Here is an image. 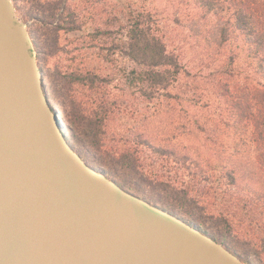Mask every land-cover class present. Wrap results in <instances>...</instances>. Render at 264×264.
<instances>
[{
	"label": "trees",
	"instance_id": "obj_1",
	"mask_svg": "<svg viewBox=\"0 0 264 264\" xmlns=\"http://www.w3.org/2000/svg\"><path fill=\"white\" fill-rule=\"evenodd\" d=\"M28 1L35 10L33 17L46 27L41 31L32 27L29 31L42 70L44 91L52 107L59 105L61 97L62 100L64 98L65 109L62 105L58 113L62 122L64 120L70 127L71 138L68 140L71 146L78 143L89 151H96L98 158L92 164L86 162L105 168L106 171L102 170L111 179L119 178L116 169H130L132 172L134 169V173L140 176V146L154 155L171 157L172 161L187 169L199 170L200 173L193 177L192 186L199 188L200 174L203 173L202 155L193 158L191 144L182 139L179 144H170V139L162 140L163 144L153 137L138 134L133 145L123 143L117 153L106 148L107 124L116 111H126L125 104L118 105L114 100L118 94L111 98L112 94L105 90L113 84V78L97 70H83L80 62L84 53L71 59L74 64L72 70L58 68L59 61L53 70L50 65L51 59L58 57L63 50L60 33L80 31L81 17L75 12L79 8L62 9L58 1ZM107 1L102 0L103 6ZM115 1L117 4L112 12L106 14L99 2L84 0L82 13L92 22L95 19L100 22L92 33L87 34L88 42L83 49L100 51L102 61L114 68L127 89L141 93L149 104L156 101L151 107H155L156 112L164 103L168 106L172 102L194 104V98L177 93L181 79L191 75L177 56L167 52L161 14L147 7L150 0H140V6L139 0ZM150 5L153 6L152 3ZM179 5L184 9L183 17L190 26L189 31L207 48L228 50L226 62L217 59L218 54H215L212 58L214 64L210 66L209 63L205 69L211 70L208 77L212 85L208 89L223 105L225 121L228 122L224 125L234 138L225 156L214 154V157H222L221 171L227 188L219 193V197L218 193L196 189L200 195L194 198L195 204L192 202L189 206L204 212L221 197L229 210L216 215L207 214V217L212 220L214 228H220L226 235L221 232L217 237L211 235L233 253L238 254L237 249L244 251L240 244L247 247L244 254H238L243 264H253L252 259L264 264V0H179ZM44 13H47L46 18ZM170 15L173 23L180 26V17ZM241 59L242 68L235 71L236 63ZM122 60L125 61L124 67L119 66ZM235 72L241 78L232 82ZM194 77L201 78V75ZM59 83L63 84V95L56 97L52 89ZM154 116L151 114L150 119ZM117 183L145 200L142 189ZM190 185L184 189L185 196L193 190ZM235 230L247 231L244 233L246 237L242 238L245 241L239 235L234 238Z\"/></svg>",
	"mask_w": 264,
	"mask_h": 264
},
{
	"label": "water",
	"instance_id": "obj_2",
	"mask_svg": "<svg viewBox=\"0 0 264 264\" xmlns=\"http://www.w3.org/2000/svg\"><path fill=\"white\" fill-rule=\"evenodd\" d=\"M0 264H243L75 151L11 0H0Z\"/></svg>",
	"mask_w": 264,
	"mask_h": 264
},
{
	"label": "rangeland",
	"instance_id": "obj_3",
	"mask_svg": "<svg viewBox=\"0 0 264 264\" xmlns=\"http://www.w3.org/2000/svg\"><path fill=\"white\" fill-rule=\"evenodd\" d=\"M11 1L14 4L20 21L27 24L28 31L32 27L40 31L46 28L36 20V17H33L35 10H33L34 8L31 2L28 0ZM44 1L61 2L60 6L62 9L65 7L68 9L73 8L74 10L75 8H79L75 12L81 17L80 31L70 34L60 33V45L63 50L58 57L51 59V69L53 70L56 62L59 61L58 68H63L61 70L66 69L67 71L72 70L74 69V64L71 59L80 53H84L83 61L80 62L81 68L83 70H97L103 75L111 76L114 82L108 89L105 88V90L112 94L110 95L111 98L113 95L118 94L117 98L114 99L118 105L125 104L127 112L118 113L116 111L112 120L106 126L107 140L105 146L107 149L112 150L113 153H117L123 143L128 144L130 142L128 145H133L134 141L138 140V134H144L146 137H153L157 141L170 139V144H179L182 139L191 144L190 152L193 158L202 155L200 162L202 161L203 173L200 174L202 175V181L198 185L199 188L192 187L194 185L193 177L200 173L199 170L196 171L195 168H188V170L186 167L180 166L172 161L174 160L173 158L154 155L148 150L141 149L140 146L138 147V150H141L140 167L138 168V172H141L140 176L134 173V169L133 172L130 169L126 171L116 169L119 178L112 177V179L116 182L133 185L134 187L142 189L145 200L184 218L210 235L212 234L217 237L218 232L226 235L220 228H214L213 222H211L212 220L207 217V214L214 213L216 215L221 212L226 213L225 210H229L226 209V205L221 197L216 199L215 203L213 202L212 207L207 206L208 209L204 210V212L189 205L193 202L194 198H198L200 195L195 192L196 189L214 192L215 194L218 193L219 197V193L227 188L225 186L227 181L223 177L224 173L221 171V167L223 166L222 157H214V154L216 152L219 155L223 154L225 156L234 138L231 131L229 133L228 128L224 125L228 122L225 121L223 105L212 94L211 90L208 89L212 85L208 77L211 70L205 69V66H208L209 63L211 64L210 66L214 64L212 58H215V54H218L216 56L217 59L226 62L228 50L218 51L214 47L207 48L198 37L189 31L190 26L186 22V18L183 17L184 9L180 7L179 0L148 1L147 7L153 8L157 13L161 14L160 18L163 21V33L165 35L167 52L177 56L180 64L191 75L190 78L185 77L181 79L177 85V93L186 94L188 97L194 98V104L172 102L168 106L164 103L157 109L158 112H156L155 107L151 109L156 101L153 104H149V101L141 93L133 89H127L123 81H121V78H119V75L114 71V68L102 61L101 58L103 55H101L100 51L96 49H88L85 51L83 49L86 46V42H88L87 34L92 33L94 27L100 22L96 19L92 22L82 13L84 0ZM93 1L99 2L101 4L100 6H103L102 0ZM151 3L153 6L150 5ZM116 4L117 1L115 0L107 1L105 6H103L106 14L111 13ZM139 4L141 5L140 0L138 6H140ZM95 6V8H99L98 5ZM170 14L180 17V26L173 23V16ZM46 16L47 13H44L45 18ZM74 62L76 65L78 64L77 61ZM124 64L125 61L122 60L119 66L124 67ZM236 64L235 71L238 68H242V59ZM196 75H201V78H193ZM240 78L235 72L232 82H236ZM62 85V83H59L52 89L53 96L60 97L63 95V91L61 90ZM60 100L58 102L59 105L53 106L57 112L58 108L62 107L64 98L62 100L61 97ZM63 108L65 109V105H63ZM66 109L68 111V107ZM122 111H124V108H122ZM151 114H154L155 118L150 119ZM60 117L62 118L61 115ZM63 124L66 130V136L70 139V127L64 120ZM189 132L190 134H188ZM74 147L79 155L90 164L98 158V154L94 150L89 151V149L78 145V143H75ZM103 170L106 171L105 168ZM187 184L193 190L190 189L191 193L189 192L185 196L183 192ZM232 191H235V189L233 188ZM202 207L204 208V205ZM241 228L243 229L244 225ZM235 231L237 233H233V236L236 235L234 238H238V235L240 239L246 237L244 233L247 231ZM242 240L245 241V239ZM240 246L244 251L237 249L236 252L238 254L239 252L244 254L247 247H244L242 244ZM262 259L264 262V254L262 255ZM252 261L253 264H262L258 263L256 259H252Z\"/></svg>",
	"mask_w": 264,
	"mask_h": 264
},
{
	"label": "bare ground",
	"instance_id": "obj_4",
	"mask_svg": "<svg viewBox=\"0 0 264 264\" xmlns=\"http://www.w3.org/2000/svg\"><path fill=\"white\" fill-rule=\"evenodd\" d=\"M51 117V116H50Z\"/></svg>",
	"mask_w": 264,
	"mask_h": 264
}]
</instances>
